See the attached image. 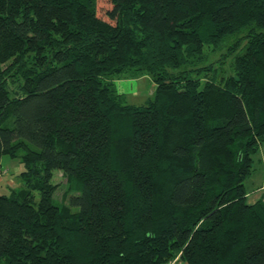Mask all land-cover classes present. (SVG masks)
<instances>
[{
  "label": "trees",
  "instance_id": "trees-1",
  "mask_svg": "<svg viewBox=\"0 0 264 264\" xmlns=\"http://www.w3.org/2000/svg\"><path fill=\"white\" fill-rule=\"evenodd\" d=\"M262 143L264 0H0V264H264Z\"/></svg>",
  "mask_w": 264,
  "mask_h": 264
},
{
  "label": "rangeland",
  "instance_id": "rangeland-1",
  "mask_svg": "<svg viewBox=\"0 0 264 264\" xmlns=\"http://www.w3.org/2000/svg\"><path fill=\"white\" fill-rule=\"evenodd\" d=\"M116 83H117L116 88L120 93L124 95L125 102L128 105H133L135 107L144 106L148 102V100L153 98L155 85L149 76H141L135 79H119L116 81ZM1 168L3 171L7 172L6 176L1 178V180L3 182L5 181L6 184L12 188L18 187L20 185V181L19 178L17 177V172H18L17 162L10 159L8 156H4L2 157L1 160ZM53 182L59 185L56 195L54 196V201L56 203L66 204V200L64 199V194L66 192V187H67L66 178L60 172H55L53 177ZM1 184L2 183H0V185ZM3 186L4 185L0 186V193H4L7 191L4 189ZM263 186H264V143L260 145L259 150L253 155V172L251 173L250 177L245 181V187L249 195L251 194V192H254L256 190L260 192V188ZM251 199L252 198H249V200ZM72 211L77 212V209L72 208ZM182 264L184 263L182 262Z\"/></svg>",
  "mask_w": 264,
  "mask_h": 264
},
{
  "label": "crops",
  "instance_id": "crops-1",
  "mask_svg": "<svg viewBox=\"0 0 264 264\" xmlns=\"http://www.w3.org/2000/svg\"><path fill=\"white\" fill-rule=\"evenodd\" d=\"M264 186L260 188V192L258 190L254 191V192H251V194L248 196V201L249 203H255L259 200H264ZM249 198H252L251 200H249ZM170 264H182V261L178 258H176L175 261H173L172 263Z\"/></svg>",
  "mask_w": 264,
  "mask_h": 264
}]
</instances>
